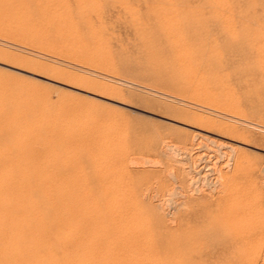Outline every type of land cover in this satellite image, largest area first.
<instances>
[{"label":"rangeland","instance_id":"374dc122","mask_svg":"<svg viewBox=\"0 0 264 264\" xmlns=\"http://www.w3.org/2000/svg\"><path fill=\"white\" fill-rule=\"evenodd\" d=\"M29 1L13 0L11 18L0 13V185L26 188L37 210L62 205L41 210L49 236L97 264H264V0ZM51 23L55 34L36 33ZM190 85L220 103L194 109ZM220 104L230 113L218 114ZM126 196L153 221L134 228L139 237L172 234L169 253L111 245L108 206Z\"/></svg>","mask_w":264,"mask_h":264},{"label":"bare ground","instance_id":"6f19581e","mask_svg":"<svg viewBox=\"0 0 264 264\" xmlns=\"http://www.w3.org/2000/svg\"><path fill=\"white\" fill-rule=\"evenodd\" d=\"M3 1V0H2ZM1 0H0V2H2ZM14 1H16L17 2V0H14ZM30 1H32V0H30ZM29 1V2H30ZM55 1V0H54ZM109 1V0H108ZM142 1V0H141ZM165 1V0H164ZM208 1V0H207ZM216 0H214V2H215ZM219 1V0H218ZM218 1H216V2H218ZM7 2H9V5H10V7H8L7 8V10L5 11V8L6 7H4L3 9H0V13H2V16H3V13H4V15H5V17H6V15L8 16V17H10L11 18V16H13V12H10V11H8V9H12L11 8V6H13L12 4H13V0H9V1H7ZM75 2V1H74ZM142 2H144V1H142ZM170 3H171V0L169 1ZM173 2V1H172ZM206 2V1H205ZM208 2H210V1H208ZM213 2V3H214ZM258 2V1H257ZM38 3V2H37ZM150 3V2H149ZM31 4V3H30ZM144 4V3H143ZM165 4V3H164ZM214 4H216V3H214ZM217 4H220L219 2L217 3ZM6 5H7V3H6ZM17 5H18V3H17ZM155 6H156V4H154ZM161 6H163L162 4H160ZM209 5V4H208ZM1 6V5H0ZM8 6V5H7ZM20 6V5H19ZM169 6V5H168ZM171 6V5H170ZM216 6V5H215ZM217 6H219V5H217ZM21 9H20V11L19 12H21V11H23V9H22V4H21ZM58 7V6H57ZM67 7V6H66ZM144 7V6H143ZM164 7H165V5H164ZM163 7V8H164ZM220 8H221V6H219ZM237 7V6H236ZM16 8H19V7H16ZM56 8V7H55ZM161 8V7H160ZM171 8V7H170ZM37 9H39V8H37ZM60 9V8H59ZM154 9V8H153ZM166 9H168V8H166ZM31 10V9H30ZM76 10V9H75ZM157 10V9H156ZM17 11V10H16ZM29 11V10H28ZM38 11V10H37ZM122 11H123V8H122ZM30 12V11H29ZM36 12V11H35ZM137 12V11H136ZM163 12H165V14H168L166 11H163ZM171 12V11H170ZM169 12V13H170ZM24 13V12H23ZM37 13V12H36ZM30 14V13H29ZM40 14L41 15H43L41 12H40ZM209 14V13H208ZM236 14V13H235ZM21 15V14H20ZM25 15V14H24ZM38 15H39V13H38ZM156 15V14H155ZM162 15H164V14H162ZM27 16V15H26ZM167 16H169V15H167ZM166 15L164 16V18L163 19H165V17H167ZM172 16V15H171ZM240 16V15H239ZM4 17V16H3ZM33 17H34V15H33ZM113 17V16H112ZM154 17V16H153ZM236 17V16H235ZM24 18V17H23ZM26 18V17H25ZM41 18V17H40ZM47 18V17H46ZM122 18H124V17H122ZM127 18H129V17H127ZM168 18V17H167ZM2 19H4V18H2ZM8 19V18H7ZM17 19V18H16ZM125 19V18H124ZM168 19H170V17L168 18ZM6 20V19H5ZM5 20H2V22L3 21H5ZM51 20V19H50ZM157 20V18L155 19V17H154V21H156ZM167 20V19H166ZM170 20H172V19H170ZM7 21V20H6ZM39 21V19L37 20V22ZM126 21V20H125ZM135 21H137V19L135 20ZM139 19H138V22H137V25H138V23H139ZM160 21H162V20H160ZM165 21V20H164ZM172 21H174V20H172ZM15 22V21H14ZM13 22V24H16V23H14ZM119 22V21H118ZM28 23V22H27ZM47 23H48V21H47ZM160 23H163L164 25H165V22H160ZM166 23H168V21H166ZM170 23V22H169ZM168 23V24H169ZM6 24H9V22L8 23H6ZM6 24L4 23V28H6ZM12 24V23H11ZM10 24V25H11ZM52 24H54V23H51V25H45V24H38V25H34V27H36V29L35 30H37V34L42 30V31H46V32H49V34H50V29L49 28H52L53 26H52ZM141 24V23H140ZM139 24V25H140ZM154 24V23H153ZM157 25H158V23H156ZM155 24V25H156ZM167 24V25H168ZM172 24V23H171ZM170 24V25H171ZM27 25V24H26ZM136 25V26H137ZM167 25H165V27L167 28ZM52 26V27H51ZM160 26V25H159ZM163 26V25H162ZM169 26V25H168ZM172 26H173V24H172ZM172 26H170V27H172ZM174 26H175V22H174ZM164 27V26H163ZM169 27V28H170ZM20 28H22V27H20ZM56 28H57V26H56ZM77 28V27H76ZM169 28H167L168 30H169ZM9 29V28H8ZM26 29V28H25ZM61 29H63V28H61ZM73 29H74V27H73ZM172 29V28H171ZM5 30V29H4ZM50 30V31H49ZM59 30V29H58ZM71 30V29H70ZM75 30V29H74ZM73 30V31H74ZM172 30H174V27H173V29ZM8 31V30H7ZM30 31V30H29ZM56 31V30H55ZM55 31H51V34H53V32H54V34H55ZM63 31V30H62ZM67 31V30H66ZM68 31H69V29H68ZM77 31V30H76ZM170 31V30H169ZM168 31V32H169ZM123 32V31H122ZM151 32V31H150ZM164 32V31H163ZM167 32V33H168ZM175 32V31H174ZM108 33V32H107ZM131 33V32H130ZM172 33H173V31H171V35H172ZM72 34V36L74 35L73 33H71ZM76 34H77V32H76ZM91 34V33H90ZM89 34V35H90ZM33 35H35V34H33ZM47 35V34H46ZM64 35V34H63ZM68 35V34H67ZM78 35V34H77ZM76 35V36H77ZM169 35V34H168ZM13 36V35H12ZM50 37V35H47V38H49ZM51 36H53V35H51ZM90 36H92V34L90 35ZM94 36H95V34H94ZM161 36H163L164 37V35H161ZM170 36V35H169ZM44 37V36H43ZM89 37V36H88ZM46 38V37H45ZM50 38H52V37H50ZM16 39V38H15ZM34 39H37V38H34ZM94 39V38H93ZM14 40V39H13ZM38 40V39H37ZM84 40V39H83ZM86 40H87V38H86ZM96 40V39H95ZM94 40V41H95ZM138 40V39H137ZM164 40V39H163ZM5 42V41H4ZM31 42V41H30ZM32 42H34V41H32ZM45 42V41H44ZM86 42V41H85ZM165 41H163V43H164ZM171 42H173V40L171 41ZM43 43V42H42ZM47 43V42H46ZM49 43V42H48ZM83 43H84V41H83ZM31 44V43H30ZM161 44V43H160ZM165 44V43H164ZM58 45V44H57ZM60 45V44H59ZM70 45V44H69ZM71 45H72V43H71ZM74 45V44H73ZM19 46V45H18ZM65 46V45H64ZM78 47V46H77ZM20 48V47H19ZM23 48V47H22ZM44 48V47H43ZM61 48L63 49V47L61 46ZM66 48H67V45H66ZM61 49V50H62ZM68 49V48H67ZM72 49H73V46H72ZM76 49V48H75ZM71 50V49H70ZM69 50V51H70ZM65 51H66V49H65ZM76 51V50H75ZM78 51V50H77ZM9 52V51H8ZM72 52V51H71ZM71 52H69V54L71 53ZM79 52V51H78ZM7 53V52H6ZM74 53V52H73ZM66 54H68L67 52L65 53V55L64 56H66ZM80 54V53H79ZM80 55H82V54H80ZM159 55V54H158ZM70 56V55H69ZM168 56V54H163L162 56H159V57H167ZM56 57V56H55ZM72 57V56H71ZM76 57V56H75ZM80 57V56H79ZM78 57V58H79ZM93 57V56H92ZM74 58V57H73ZM88 58V57H87ZM86 58V59H87ZM8 59V58H7ZM33 59V58H32ZM75 59L76 58H74V59H72V60H74L75 61ZM81 59H83V58H81ZM80 59V60H81ZM89 59V58H88ZM91 59V58H90ZM89 59V60H90ZM95 59H97L96 57H95ZM63 60V59H62ZM79 60V59H78ZM92 60V59H91ZM5 61H7V60H5ZM85 60H83V62H84ZM92 61H94L95 62V60H92ZM100 61V60H99ZM102 62H104L105 63V61H103V60H101ZM18 62V61H17ZM77 62V61H76ZM97 62V61H96ZM79 63V62H78ZM84 63H86V62H84ZM14 64V63H13ZM87 64H90V63H88L87 62ZM94 64H99V63H94ZM107 64H108V62H107ZM104 65V64H103ZM108 65H110V64H108ZM107 65V66H108ZM91 66H92V63H91ZM99 66H100V64H99ZM188 65L187 64H185L184 65V68L185 67H187ZM93 67V66H92ZM94 67H96V66H94ZM101 67V66H100ZM136 67V66H135ZM31 68V67H30ZM97 68H98V66H97ZM101 68H103V67H101ZM111 68H112V66H111ZM33 69V68H32ZM197 69H199V68H197ZM47 70V69H46ZM84 70V69H83ZM60 71V70H59ZM95 71H97V70H95ZM101 71V70H100ZM102 71H103V69H102ZM110 71V70H109ZM199 71V70H198ZM46 72V71H45ZM106 72H107V69H106ZM114 72V71H113ZM89 73V72H88ZM100 73V72H99ZM108 74H109V72H108ZM110 76H112V71H110ZM115 74V73H114ZM97 75V74H96ZM100 75V74H99ZM116 75V74H115ZM108 76V75H107ZM102 77V76H101ZM110 78V77H109ZM109 78H107V79H109ZM113 78V77H112ZM203 78L205 79V77H204V75H203ZM111 79V78H110ZM158 79V78H157ZM166 80V79H165ZM168 80V79H167ZM116 82V81H115ZM168 84V83H167ZM107 86H109L108 84H106ZM171 85V84H170ZM79 86H82V85H79ZM190 86H192V85H190ZM111 87H114V86H111ZM79 88V87H78ZM199 86H197V85H193L191 88H190V92H189V90H188V93L190 94V96H192V99H194L193 101H195V102H192V99H190V101L192 102L191 104H193V106H194V104H195V106H196V104L198 105V106H200L201 104H202V102H205V101H209L210 100V102H211V100H213V101H217V103H220V101H218V100H216V99H213V97H214V93H209V92H206V91H202V90H199ZM94 89V88H93ZM187 93V92H186ZM115 95V94H114ZM166 96V95H165ZM183 96V95H182ZM189 96V97H190ZM216 97H217V95H216ZM215 97V98H216ZM185 98H187L186 96H185ZM221 98H223V97H219V99H221ZM229 98V97H228ZM178 99V98H177ZM205 99V100H204ZM217 99H218V97H217ZM230 99V98H229ZM186 100V99H185ZM204 100V101H203ZM224 100V99H223ZM231 100H233V99H231ZM237 100V99H236ZM239 100V99H238ZM189 101V102H190ZM228 101V100H227ZM241 101V100H240ZM187 102V101H186ZM221 102H222V99H221ZM229 102L231 103V101L229 100ZM232 102H234V101H232ZM9 103V102H8ZM183 103H184V100H183ZM209 103V102H208ZM208 103H204V104H207L208 105ZM225 103L227 104V102H226V100H225ZM188 104H190V103H188ZM212 104H214V102H212ZM221 104H223V103H221ZM219 105V110H215L216 112L217 111H219L220 112V108H221V106H222V108L224 109L225 107L223 106V105ZM181 105V104H180ZM182 105H184V104H182ZM209 105H211L210 103H209ZM215 105H218V104H215ZM225 105V104H224ZM229 106H230V104H228ZM231 105H234V103L233 104H231ZM247 105V104H246ZM10 106V105H9ZM179 106V105H178ZM185 106H187V105H185ZM227 106V105H226ZM243 106V105H242ZM203 107H204V105H203ZM213 107V106H212ZM216 107H218V106H216ZM228 107V106H227ZM233 107V106H232ZM232 107H231V109H232ZM234 107H235V105H234ZM184 108V107H183ZM189 108V107H188ZM191 108V107H190ZM192 108H194V107H192ZM198 107L196 106L194 109H197ZM207 108V107H206ZM237 108H238V106H237ZM237 108H234V109H236V111L238 110ZM246 108H247V106H246ZM178 109V108H177ZM202 109L203 108H201V111H202ZM222 109V110H223ZM189 110V109H188ZM204 110V109H203ZM208 110V109H207ZM211 110H213V109H211ZM211 110H208V111H210V113L212 112ZM221 110V111H222ZM225 110V109H224ZM224 110L222 111V112H224ZM229 110V109H228ZM228 110L227 111H225L224 113H225V115H227L226 114V112H228ZM247 110V109H246ZM246 110H244V111H246ZM189 111H191V110H189ZM194 110H192L191 111V113L193 112ZM199 111V110H198ZM214 111V110H213ZM214 111V112H215ZM236 111H235V113L233 114V116H235V114H237L238 116H239V110L237 111L238 113H236ZM241 111V110H240ZM243 110L241 111V112H243V113H245ZM200 112V111H199ZM204 112V111H203ZM234 112V111H233ZM232 112V113H233ZM218 113V112H217ZM224 113H221L222 114V116L224 115ZM229 113H230V110H229ZM228 113V116L230 117L231 115ZM231 113V114H232ZM194 114V113H193ZM196 114V113H195ZM207 113H205V115H206ZM218 114H220V113H218ZM241 114V113H240ZM191 114L189 113V115H187V117L188 116H190ZM245 114H243V117H241V116H239V117H241V118H243L244 119V117H246V118H248L247 116H244ZM248 115V114H247ZM209 116V115H208ZM215 116H217V115H215ZM221 116V115H220ZM191 118H192V115L190 116ZM213 117V116H212ZM218 117V116H217ZM227 117V116H226ZM236 117V116H235ZM252 117V116H251ZM185 118V117H184ZM197 118H199V117H197ZM208 118V117H207ZM209 118H211V117H209ZM220 118V117H219ZM237 118V117H236ZM244 119L245 121L246 120H248V119ZM188 119V118H187ZM194 119V118H193ZM204 119H205V117H204ZM216 119V118H215ZM225 119V118H224ZM227 119V118H226ZM225 119V120H226ZM242 119V120H243ZM191 120L192 119H190V121H187L188 123H190L191 124ZM210 120V119H209ZM212 120H214V119H212ZM219 120V119H218ZM230 120V119H229ZM252 120V119H251ZM193 121V120H192ZM217 120H215V122H216ZM221 121V120H220ZM228 121V120H227ZM240 122H241V120H239ZM186 122V123H187ZM195 122V121H194ZM209 122V121H208ZM207 122V123H208ZM213 122V121H212ZM215 122H213V123H215ZM232 122H233V120H232ZM231 122V123H232ZM236 122H238V119L236 120ZM247 122H249V120L248 121H246V123ZM185 123V122H184ZM187 123V124H188ZM197 123V122H196ZM196 123H195V125H196ZM212 123V124H213ZM252 123H253V121H252ZM203 124V123H202ZM211 124V123H210ZM209 124V125H210ZM222 124V123H221ZM236 124H238V123H236ZM248 124V123H247ZM194 125V124H193ZM200 125V124H199ZM223 126H224V123L222 124ZM233 125V124H232ZM244 125H246V124H244ZM253 125V124H252ZM201 126V125H200ZM220 126V129H221V125L219 124L218 125V127ZM222 126V127H223ZM204 127V126H203ZM210 128H211V126H209ZM216 127H217V125H216ZM225 127V126H224ZM233 127H234V125H233ZM232 127V129H234ZM236 127H238V126H236ZM248 127H252V126H249L248 125ZM197 128H199V126L197 127ZM213 128H215V127H213ZM212 128V129H213ZM240 128V127H239ZM239 128H237V130L239 129ZM196 129V128H195ZM200 129H201V127H200ZM204 129V128H203ZM246 129V128H245ZM235 130H236V128H235ZM247 130V129H246ZM198 131V130H197ZM213 132V131H212ZM221 132V131H220ZM250 132V131H249ZM255 134H256V132H254ZM260 133V132H259ZM200 135H202L201 133H199ZM248 134V133H247ZM206 135V134H205ZM222 136H223V134H222ZM247 136H249V135H247ZM197 137V136H196ZM193 138V137H192ZM206 138V137H205ZM199 140V139H198ZM200 141V140H199ZM201 142V141H200ZM230 142H232V141H230ZM203 143H205V142H203ZM213 143V142H212ZM222 143V142H221ZM251 143V142H250ZM261 143V142H260ZM224 144V143H223ZM252 144V143H251ZM257 144V143H256ZM167 145V144H166ZM196 145H198V144H196ZM205 145V144H204ZM209 145V144H208ZM208 145H207V148H208ZM238 145V144H237ZM259 146H260V144H258ZM153 146V145H152ZM155 146H156V144H155ZM175 146V145H174ZM154 147V146H153ZM167 147V146H166ZM216 147V146H215ZM226 147V146H225ZM244 147V146H243ZM246 147V146H245ZM258 147V146H257ZM168 148V147H167ZM173 148V147H172ZM202 148V147H201ZM210 148V147H209ZM15 149V148H14ZM189 149V148H188ZM192 149V148H191ZM190 149V150H191ZM203 149V148H202ZM230 149V148H229ZM238 149V148H237ZM236 149V150H237ZM172 150V149H171ZM186 150V149H185ZM166 151H167V149H166ZM167 152H169V150L167 151ZM236 152V151H235ZM160 153V152H159ZM176 153V152H175ZM189 153V152H188ZM161 154V153H160ZM159 154V155H160ZM176 156H177V154H176ZM172 157V156H171ZM199 158H201V157H199ZM173 159V158H172ZM133 161V160H132ZM159 161V160H158ZM132 163V162H131ZM182 163V162H181ZM199 163V162H198ZM134 164V163H133ZM139 164V163H138ZM178 165V164H177ZM225 165V164H224ZM161 166V165H160ZM192 166V165H191ZM183 170V169H182ZM213 170V169H212ZM164 171V170H163ZM213 172V171H212ZM201 174V173H200ZM220 175V174H219ZM189 176V175H188ZM192 176V175H191ZM212 176V175H211ZM114 177H115V175H114ZM159 177V176H158ZM116 178V177H115ZM221 178V177H220ZM114 180V179H113ZM194 180V179H193ZM117 181H118V183H119V180L117 179ZM114 183V182H113ZM114 184H116V183H114ZM119 185H121L120 183H119ZM119 185H117V187L116 188H119L118 186ZM203 185V184H202ZM39 186H41V185H39ZM112 186V185H111ZM114 186V185H113ZM116 186V185H115ZM122 186H123V184H122ZM36 187H38V186H36ZM116 188H114L113 187V189H115L116 190ZM122 187H120V189H121ZM123 188H124V186H123ZM201 188V187H200ZM112 189V190H113ZM196 189V188H195ZM37 190V189H36ZM40 190V191H39ZM42 190H44L43 188H42ZM115 190H114V194H112L113 192H111V195H116V192H115ZM119 190V189H118ZM124 190H125V188H124ZM167 190V189H166ZM35 191V190H34ZM40 192L41 193V188L39 187V189L36 191V192ZM122 191V190H121ZM149 191V190H148ZM38 192V193H39ZM118 192V191H117ZM175 192V191H174ZM194 192V191H193ZM198 192V191H197ZM35 193V192H34ZM38 193H35L36 195H38ZM43 193H44V191H43ZM121 193V192H120ZM129 193H131V192H129ZM153 193V192H152ZM192 193V192H191ZM171 194V193H170ZM196 194V193H195ZM39 195H42V194H39ZM123 195V194H122ZM126 195H128V198H130L131 199V196H132V193H131V196H130V194H126ZM192 195V194H191ZM32 196L33 195H31V192L30 191H28L26 188H23V187H20V186H15V187H10V188H8V187H3L2 185H0V264H97V261H96V258H95V256H91V255H86V256H84L83 254H81L80 252H77L78 253V258H77V256L76 257H74L72 254H70V253H68V251L66 252V251H64L63 250V248L60 246V247H58L57 245H61V244H58V242H59V239H61V238H59V236H57V238H54V236H49V234L51 233V231L49 230V228H47V225H46V223H45V218H44V214H43V212L41 211L42 209L44 210V208L47 206V205H52L49 201H47V202H49V204L47 203V205L45 206V205H43V203H42V205H43V208L41 209V210H37L34 206V204H33V202H32ZM43 196H45V195H42V197ZM98 196V195H97ZM117 196H118V193H117ZM124 196H125V194H124ZM133 196H135V195H133ZM143 196V195H142ZM155 196V198H156V196L157 195H154ZM213 196V195H212ZM38 197H40L41 198V196H38ZM116 197V196H115ZM121 197V196H120ZM145 197V196H144ZM34 198V197H33ZM37 198V197H36ZM35 198V199H36ZM119 198V197H118ZM127 198V196H126V200L128 199ZM210 198V197H209ZM41 199H46V198H41ZM85 199V198H84ZM115 199V198H114ZM130 199H128V201H130V203H131V201L132 200H130ZM166 199V198H165ZM201 199V198H200ZM203 199V198H202ZM47 200V199H46ZM46 200H43L44 201V204H45V201ZM107 200V199H106ZM117 200V199H116ZM137 200V199H136ZM135 199L133 200V201H136ZM38 201H39V199H38ZM66 201V200H65ZM111 201H112V199H111ZM121 201V200H120ZM120 201H113L112 203H110V205L112 206H108V208H111V210H112V212H113V214H112V212L111 211H109L111 214H112V217H111V215H109V216H107V217H111V218H109L110 219V221L108 222V227H107V231H108V233L109 234H107L108 236H109V240H110V243H111V245H117L120 249H122L123 250V252H124V250H126V251H130V252H138V251H141V252H150L151 254H150V256H152V254H155V253H157V252H160L159 250H163V251H166V252H168V251H171L175 246H174V244H175V242L173 241V239L171 238V236H172V234H166V236H165V234L163 235L162 234V232L160 233L161 234V236H159V238L156 240V239H152V237H139V232L138 231H136V230H134V228H136L137 229V227L139 228L141 225L143 226L144 224H142L143 222L144 223H147V225H149L148 224V222H153L152 220H150V221H148L146 218L145 219H143V215L144 214H146L145 212H143L142 211V209L141 208H143L144 209V205L140 208V203H138L137 205L135 204V203H131V204H129L128 205V201H127V203H125L124 202V200H122V202H120ZM138 201V200H137ZM40 203L42 202V201H39ZM54 202V201H53ZM57 202V201H56ZM140 202V201H139ZM40 203H38V204H40ZM55 203V202H54ZM61 203L62 202H60V204H59V202L57 203V205L58 206H60L61 205ZM68 203V202H67ZM102 203V202H101ZM127 204V205H125V204ZM36 204V203H35ZM63 204V203H62ZM160 204V203H159ZM162 204V203H161ZM164 204V203H163ZM167 204V203H166ZM41 205V204H40ZM40 205H39V209H40ZM53 205H55V204H53ZM53 205H52V207H53ZM67 205V204H66ZM66 205H65V207H66ZM109 205V204H108ZM45 206V207H44ZM62 206V205H61ZM60 206V207H61ZM70 206V204H68V206L66 207V209L68 208H70L69 210L71 211V208H73L74 209V207H76L75 205L73 206V207H69ZM97 206V205H96ZM95 206V207H96ZM101 206V205H100ZM99 206V207H100ZM176 206V205H175ZM38 207V206H37ZM51 207V206H50ZM49 207V208H50ZM55 207V206H54ZM53 207V208H54ZM60 207H55L56 209L57 208H59V209H61L62 211H64L63 209L64 208H60ZM90 207H93V206H89V208ZM102 207V206H101ZM148 207V206H147ZM87 208V207H86ZM97 208V207H96ZM95 208V209H96ZM146 208V207H145ZM67 209V210H68ZM78 209V208H77ZM82 209V208H81ZM98 209V208H97ZM96 209V210H97ZM99 209H101V208H99ZM206 209V208H205ZM46 210H48V209H46ZM52 210H54V209H51V210H49L50 211V213H51V211ZM58 210V209H57ZM67 210H65V212L67 211ZM90 210H91V208H90ZM108 210H110V209H108ZM145 210V209H144ZM49 211H47L48 213H49ZM73 211V210H72ZM75 211H78V210H76L75 209ZM92 211V210H91ZM91 211H89V213H88V216H90L91 214H90V212ZM93 211H94V213L93 214H95L96 212H95V210L93 209ZM47 212H45V214L47 213ZM53 212V211H52ZM56 211H54V213H55ZM58 212H61L60 210L58 211ZM64 212V213H65ZM109 212H107V213H109ZM143 212V213H142ZM53 213V214H54ZM61 213H63V212H61ZM60 213V214H61ZM73 213V212H72ZM77 213V212H76ZM109 213V214H110ZM151 213V212H150ZM160 213V212H159ZM53 214L51 213V215L53 216ZM57 213H55V215L54 216H59V214H57ZM75 214V213H74ZM93 214L91 215V216H93ZM143 214V215H142ZM147 214H148V212H147ZM47 215H50V214H47ZM47 215H45V216H47ZM51 215H50V217H48V218H52L51 217ZM62 215V214H61ZM63 215H65V214H63ZM77 215H78V213H77ZM86 215H87V213H86ZM96 215V214H95ZM94 215V216H95ZM149 215V214H148ZM156 215V214H155ZM53 216V219H55V217ZM70 216V215H69ZM68 216V217H69ZM72 216V215H71ZM87 216V217H88ZM147 216V215H146ZM145 216V217H146ZM157 216V217H156ZM155 217H156V219L158 218V220H159V215L157 214ZM60 217V216H59ZM58 217V218H59ZM62 217V216H61ZM78 216H75L74 218H77ZM148 217V216H147ZM74 218H73V221H74ZM90 218V217H89ZM153 219L152 217H150V215H149V219ZM91 219H93L92 217H91ZM108 219V218H107ZM108 219V220H109ZM51 219H49V221H50ZM56 220H57V218H56ZM62 220V219H61ZM70 220V219H69ZM95 220H96V218H95ZM153 220H155V219H153ZM262 221V220H261ZM53 223V220L52 221H50V223ZM55 222V221H54ZM150 222V223H151ZM156 222V221H155ZM262 222H264V221H262ZM261 222V223H262ZM107 224V223H106ZM152 224V223H151ZM150 224V225H151ZM210 224V223H209ZM55 225H57V224H55ZM146 225V226H147ZM150 225L148 226L149 228H151L150 227ZM153 225H154V223H153ZM213 225V224H212ZM48 227H49V225H48ZM164 227V226H163ZM263 227H264V223H262L260 226H259V228L257 229V236L259 237V238H257V239H260V237H261V234L263 233L262 231H263ZM143 228V227H142ZM141 228V229H142ZM50 229H54V228H50ZM144 229V230H143ZM142 230H143V232H145V228H143ZM152 229V228H151ZM141 230V231H142ZM148 229L146 228V231H147ZM150 230V229H149ZM53 231H55V230H53ZM155 231H157V232H160L161 230H158V229H155L154 228V231H152V233L150 232V234H145V235H149V236H154L155 234H153ZM164 231H167V230H164ZM163 231V232H164ZM173 231V230H172ZM143 232H141L142 234H143ZM148 232V231H147ZM168 232V231H167ZM53 233V232H52ZM61 233H64L63 231L61 232ZM146 233V232H145ZM156 233V232H155ZM166 233V232H165ZM52 235V234H51ZM59 235H64V234H59ZM157 235V234H156ZM55 236H56V234H55ZM61 237V236H60ZM52 238H54L55 239V241H54V239H52ZM59 238V239H58ZM63 239V238H62ZM57 240V241H56ZM232 240V239H231ZM256 240V239H255ZM61 242H62V240H61ZM256 242H257V240H256ZM253 244V243H252ZM62 245H63V243H62ZM179 245V244H178ZM64 246V245H63ZM67 246V245H66ZM176 246H177V243H176ZM68 248H69V246H67ZM72 248V247H71ZM71 248H70V250H71ZM140 252V253H141ZM165 252V253H166ZM140 253H139V255H140ZM169 253V252H168ZM83 255V256H82ZM132 255V254H131ZM145 257V256H144ZM126 259V258H125ZM142 259V258H141ZM121 259H115V260H113L112 262H105V263H103V264H120V261ZM130 261V260H129ZM211 262V261H210ZM169 263V262H168ZM125 264H144L142 261H139V262H137V263H125ZM156 264H159V262H157Z\"/></svg>","mask_w":264,"mask_h":264}]
</instances>
